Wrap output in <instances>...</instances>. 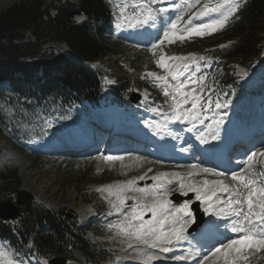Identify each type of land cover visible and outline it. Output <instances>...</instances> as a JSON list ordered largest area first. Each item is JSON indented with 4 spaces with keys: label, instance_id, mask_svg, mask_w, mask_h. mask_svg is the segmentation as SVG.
<instances>
[{
    "label": "snow or ice",
    "instance_id": "6c2138e0",
    "mask_svg": "<svg viewBox=\"0 0 264 264\" xmlns=\"http://www.w3.org/2000/svg\"><path fill=\"white\" fill-rule=\"evenodd\" d=\"M166 2L167 0H141L137 4L121 0L115 4L118 12L115 24L117 29L125 26L127 21V27L149 25L160 31V35L153 38L154 42L147 49L151 54V62L160 71L147 70L140 75L141 80L150 81L164 98L161 104L149 107V110L163 117V122L156 125L157 132L161 128L166 129L171 123L198 120L197 109L207 111L205 105L201 104V100L205 99L201 93L209 90L206 83L208 73H197L202 67L201 62H204L203 67H208L213 60L210 56L195 53L169 55L165 52V47L189 41L193 37L211 36L223 30L230 21L239 19L238 13L247 0H183L180 4L169 2L167 7H153ZM161 14L169 15L163 17L157 28V19ZM201 17L207 19L201 20ZM84 19V16H77L74 21L79 24ZM219 47L224 49L227 45L220 44ZM104 79L107 84L115 83L107 77ZM142 95L145 101L149 100L147 92ZM207 103L210 104L211 101ZM215 107L227 108L228 102L221 103L217 99ZM64 119L71 117L65 116ZM214 123L219 126L224 120L217 117ZM193 128L195 124L187 130L191 132ZM168 134L172 133L169 131ZM208 135L212 140H217L219 133L213 129ZM197 139L201 144L208 142L203 131ZM100 159L111 162L123 161L124 158L102 156ZM132 159L136 164H142L146 158ZM241 163L243 167L239 171L230 173L190 164L185 166V172H157L148 176L147 173L152 172L149 168L144 174L123 182L99 187L97 192L107 194L102 197L109 206L106 217H116L115 220H108L105 227L120 238L125 246L122 251L131 250L127 252L129 258H143L145 264L166 259L192 261V264H253V260H264V149L247 153ZM209 176L214 179H208ZM145 179L153 181L152 185L140 186L139 182ZM173 192H179L182 196L194 194L195 199L203 206V212L228 220L224 228L236 236L221 242L219 237L223 234L219 232L220 225L216 224L217 235L206 237L208 241L215 239V245L208 247L199 241L192 244L188 235L189 228L195 223L190 207L191 199L177 207L169 199ZM185 241L189 247L184 249L182 255L175 254L174 249L182 246ZM27 247L31 249L32 245ZM169 253L170 256L166 255ZM0 255L5 258L6 264H25L24 259L15 258L20 253L14 255L5 249ZM116 260L120 261L121 257H116Z\"/></svg>",
    "mask_w": 264,
    "mask_h": 264
},
{
    "label": "trees",
    "instance_id": "16d2710c",
    "mask_svg": "<svg viewBox=\"0 0 264 264\" xmlns=\"http://www.w3.org/2000/svg\"><path fill=\"white\" fill-rule=\"evenodd\" d=\"M78 1L21 0L0 13V81H8L10 87L0 88V129L7 122L15 125L28 118L37 106L68 103L73 94L93 101L102 85L117 90L136 84L137 75L119 65L126 60L122 49L104 36L110 16L107 1ZM81 12L87 19L76 24L73 17ZM238 15L214 37L205 36L193 47L199 50L234 41L215 51V59L231 72L219 76L221 87L225 82L239 86L241 81L232 75L234 66L251 71L264 51V0H247ZM105 77L115 83L107 84ZM18 186L15 170L7 162L0 164V200L13 196ZM16 220L11 225L0 219V235L10 236L14 228L22 240L32 239L39 250L69 257L73 247L91 257L90 248L69 225L38 205L28 202Z\"/></svg>",
    "mask_w": 264,
    "mask_h": 264
},
{
    "label": "rangeland",
    "instance_id": "374dc122",
    "mask_svg": "<svg viewBox=\"0 0 264 264\" xmlns=\"http://www.w3.org/2000/svg\"><path fill=\"white\" fill-rule=\"evenodd\" d=\"M9 1L10 0H0V13L5 12L20 0H12V2ZM169 2L177 4V0H167V2L164 4H155V7H167ZM114 31L116 32L115 35L121 37V32L119 29L115 28ZM114 31L112 30L113 33ZM146 34V32L144 34L142 33L143 36ZM152 42L154 41H143L138 39L134 41V44L137 46V48H130V50L133 52V55L138 57V65L143 72L156 68L151 62V54L147 51ZM122 45V48H126L127 46L125 44ZM178 49H182V47L180 46ZM125 51L127 52V50ZM135 57L133 58V61L136 59ZM157 71L160 70L157 69ZM244 74L245 70L243 68H236V75L243 76ZM209 100L211 101V98H209ZM73 112L77 113L75 111ZM161 120H163V117L162 115H159V119H156L153 122L159 123ZM5 139L0 133V141L9 147V149H12L14 154V163L17 170L19 169L21 172V190H32L34 193L38 194L34 197L36 201L45 204L47 207L53 205L55 208L54 210L63 213H74L79 209V206L81 209V205L84 204V201L94 200L97 192L94 190V188L115 184V182H106L107 180L124 176L135 169L136 171H140L142 169L151 168V166H156L158 164L155 160H148L146 158L142 164L135 163L134 165H131L133 162V159L129 157L131 155L126 156L124 154H121V156L123 155V158L125 157L124 160L129 157L127 158L129 161L128 163L124 160L104 162L102 159H100V157L108 155H103L101 151H98V154H90L91 156H89L87 153L85 156H80V158L69 156L65 157L59 154H40L38 149H34V147L31 145H15L8 140L10 142L9 143ZM120 151H122V149ZM126 151L128 153V150ZM132 154L135 155L134 157L145 158L137 153ZM122 164L126 166H122ZM177 165L181 166L180 164H176V166ZM178 168L183 169L186 167ZM91 203L94 204L93 202H90V204ZM80 209L78 210V215L80 213ZM88 216L89 215H85L79 219L83 221L85 217ZM253 262L257 261L253 260Z\"/></svg>",
    "mask_w": 264,
    "mask_h": 264
},
{
    "label": "bare ground",
    "instance_id": "6f19581e",
    "mask_svg": "<svg viewBox=\"0 0 264 264\" xmlns=\"http://www.w3.org/2000/svg\"><path fill=\"white\" fill-rule=\"evenodd\" d=\"M9 2H12V0H10ZM166 15H168V14H166ZM139 31L138 32H141V31H143L142 33L144 34L145 32L147 33V31H146V26L145 25H139ZM152 30H154V29H152ZM242 107H243V105H242ZM233 128H235L236 126H232ZM236 133H241L240 131H238V129L235 131ZM0 148L2 149V150H4V151H8V152H10V153H12L13 154V152H12V150L11 149H9V147H7L6 145H4V143L3 142H1L0 141ZM121 150V149H120ZM120 150H118V151H120ZM122 151H125V149H123L122 148ZM126 155H128L129 156V154H126ZM123 156V155H122ZM125 158V157H124ZM166 166H168V165H166ZM29 191L31 192V193H34L32 190H30L29 189ZM90 206H87V205H85L84 207H81V209H80V213H79V215H78V218H80V217H84L85 215H89V212H90V210H91V212L93 213V212H95V213H98L99 211H100V207L99 206H97V205H95V204H89ZM93 217V216H92Z\"/></svg>",
    "mask_w": 264,
    "mask_h": 264
},
{
    "label": "water",
    "instance_id": "95a60500",
    "mask_svg": "<svg viewBox=\"0 0 264 264\" xmlns=\"http://www.w3.org/2000/svg\"><path fill=\"white\" fill-rule=\"evenodd\" d=\"M26 199L25 194H18L17 203L22 204ZM18 213L15 206L10 203L9 199L0 202V216L4 219L14 218Z\"/></svg>",
    "mask_w": 264,
    "mask_h": 264
}]
</instances>
